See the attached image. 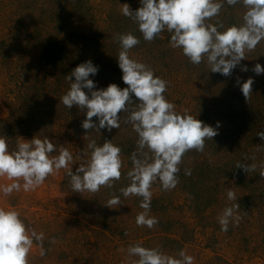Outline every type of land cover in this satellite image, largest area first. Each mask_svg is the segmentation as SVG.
I'll use <instances>...</instances> for the list:
<instances>
[{
    "label": "rangeland",
    "instance_id": "1",
    "mask_svg": "<svg viewBox=\"0 0 264 264\" xmlns=\"http://www.w3.org/2000/svg\"><path fill=\"white\" fill-rule=\"evenodd\" d=\"M221 2L219 15L208 23L241 24L242 0L234 6ZM125 3L133 11L141 6L140 0H0V137L9 150L23 139L47 137L56 148L52 156L62 147L72 153L69 168L75 172L90 157V141L111 140L121 148L123 164L113 187L96 193L73 192L63 168L32 190L21 187L7 196L0 191V208L18 211L29 229L44 233L46 254L40 255L34 241L28 264H132L138 257L127 250L137 243L175 257L183 250L193 264H264V140L257 135L264 130V73L253 71L257 63L264 67V40L224 76L212 72L206 58L199 65L190 62L181 48L171 46L166 29L152 41L144 40L138 24L122 14ZM129 32L140 41L129 50L130 58L167 82L163 95L175 111L218 125V134L205 141L202 152L183 155L175 188L163 190L158 180L152 184L149 216L158 220L152 228L136 224L144 211L142 198L120 192L130 183L127 172L137 151L138 134L126 120L138 98L132 95L136 102L119 113L120 127L110 132L83 129L86 112L62 102L71 83L66 77L88 60L98 67L89 77L97 89L110 83L127 87L118 65L117 37ZM249 77L254 83L246 101L237 80ZM92 119L98 125V118ZM238 163L255 164L256 170L246 173ZM186 169L191 175H185ZM9 183L0 177V187ZM229 189L236 201L228 199ZM113 194L121 200L116 209L106 205ZM235 203L239 222L222 231L219 216Z\"/></svg>",
    "mask_w": 264,
    "mask_h": 264
},
{
    "label": "clouds",
    "instance_id": "2",
    "mask_svg": "<svg viewBox=\"0 0 264 264\" xmlns=\"http://www.w3.org/2000/svg\"><path fill=\"white\" fill-rule=\"evenodd\" d=\"M226 2L234 6L240 0ZM242 3L246 9L243 22L228 27L208 23L219 15L223 7L221 0H140L141 6L136 10L125 3L121 12L138 24L144 40L152 41L166 29L171 34V46L181 48L190 62L199 65L206 58L212 72L229 76L245 59L246 51H253L264 40V0H242ZM117 39L121 46L118 65L127 87L121 89L110 83L106 88L97 89L89 77L97 74L98 67L88 60L76 66L66 77L71 83L62 102L68 109L75 105L86 112L83 129L106 128L110 132L120 127L119 113L129 111L128 105L136 102L132 95L138 98L137 107L130 111L126 120L138 134L137 151L131 155L133 167L127 172L130 183L120 192L124 197L134 195L142 198L140 207L144 211L137 215L136 224L152 228L158 223L156 217L149 216L152 184L158 180L163 190L175 188L183 155L193 149L202 152L205 141L218 134V125L213 127L187 112H176L175 106L163 95L167 82L145 64L130 58L129 50L139 44V39L131 32L120 34ZM242 70L247 71V67ZM253 71L257 75L262 74L264 67L257 63ZM237 83L248 101L253 79L249 77L243 83L239 80ZM93 117L98 118V125ZM257 135L264 140V130L258 131ZM87 147L91 150L90 157L83 159L73 172L69 168L73 161L72 153L62 147L58 156H52L56 148L47 137L23 139L12 151L6 139L0 137V177L12 181L0 187V191L7 196L20 191L21 187L24 191L32 190L44 183L54 170L62 168L67 169L73 192L96 193L103 186L113 187V182L121 178V148L111 140L99 145L92 140ZM236 167L246 173L256 170L255 164L238 163ZM185 175H191V171L186 169ZM260 175L264 177V164ZM227 197L231 201L237 200L231 189ZM106 205L116 209L113 206L121 205L120 197L113 194ZM238 210V203L225 207L219 216L222 231H228L232 221L239 222L240 217L235 215ZM44 239V233L28 228L18 211L0 208V264H28L34 241L40 246V255H45ZM50 242H55L54 238ZM127 251L129 256L138 257L132 264H193L194 259L183 250L175 257L163 253L158 247L147 248L139 243Z\"/></svg>",
    "mask_w": 264,
    "mask_h": 264
},
{
    "label": "trees",
    "instance_id": "3",
    "mask_svg": "<svg viewBox=\"0 0 264 264\" xmlns=\"http://www.w3.org/2000/svg\"><path fill=\"white\" fill-rule=\"evenodd\" d=\"M19 127V126H18ZM15 129H17V128H12L10 131H14Z\"/></svg>",
    "mask_w": 264,
    "mask_h": 264
}]
</instances>
